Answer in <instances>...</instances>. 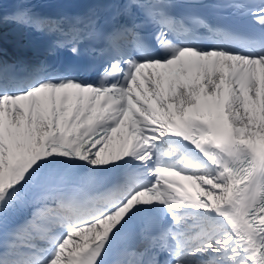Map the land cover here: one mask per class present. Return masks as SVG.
I'll return each mask as SVG.
<instances>
[{
  "label": "snow or ice",
  "instance_id": "obj_1",
  "mask_svg": "<svg viewBox=\"0 0 264 264\" xmlns=\"http://www.w3.org/2000/svg\"><path fill=\"white\" fill-rule=\"evenodd\" d=\"M178 6L127 0L108 31L95 9L0 15L109 56L97 82L0 60V264H264V34Z\"/></svg>",
  "mask_w": 264,
  "mask_h": 264
}]
</instances>
